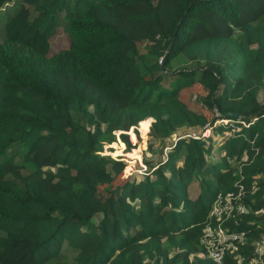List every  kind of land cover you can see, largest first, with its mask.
<instances>
[{"label":"trees","instance_id":"obj_1","mask_svg":"<svg viewBox=\"0 0 264 264\" xmlns=\"http://www.w3.org/2000/svg\"><path fill=\"white\" fill-rule=\"evenodd\" d=\"M61 21L68 46L49 55ZM191 88L197 109L181 99ZM263 89L264 0H19L0 40V264H214L207 211L239 185L245 212L225 227L245 238L222 264H249L264 234ZM228 111L239 117L216 124ZM138 126L222 137H178L124 178ZM114 139L125 162L99 153Z\"/></svg>","mask_w":264,"mask_h":264},{"label":"rangeland","instance_id":"obj_2","mask_svg":"<svg viewBox=\"0 0 264 264\" xmlns=\"http://www.w3.org/2000/svg\"><path fill=\"white\" fill-rule=\"evenodd\" d=\"M18 2L19 0H10L0 5V40L2 38L4 22L7 20L8 16H10L11 13L16 10L18 6ZM67 46H68V37L63 29V22L61 21L59 26L56 27L54 34L49 38L48 54L50 55L54 52H57L60 49L66 48ZM198 93L199 91L196 88L186 89L185 91L181 93V99L184 100L190 107L196 106L195 108L197 109L200 106L199 103H197L196 101L197 96L199 95ZM257 99L260 103H264V89L259 91ZM203 111L204 113L207 112L204 109ZM209 117L210 115L208 114V118ZM210 135L212 136V139L215 141H218L222 137V134L211 132L207 128L206 129L202 128L200 130L191 131V130H188L182 127L176 129L175 132L171 136L163 138V139L149 137L146 133L144 135L140 134L137 140L133 137L131 139V142L134 144V148H136L138 152L135 158H131V161L133 164L132 166L134 167V169L132 170L133 168L132 167L131 170H129L128 174L124 176V178L143 177L145 173H147L148 171V167L145 166L143 161L149 162L150 164L155 166V164L159 160H163L165 158L166 152L168 151V149H170L173 146L176 138L185 137V136L206 137ZM224 136L226 135L224 134ZM214 146H215L214 153H216L215 156H217L221 152L219 151L217 144H214ZM126 151L127 150L125 149L124 144L120 145V143H118V141L114 139V141H112L111 143H108L105 145L103 144L99 153L100 154H109V153L114 154L116 156H111V155L109 156L112 158H120L123 162H125V159L127 158L123 155L120 156L119 154L120 153L124 154L126 153ZM136 169L138 171H136ZM124 178L121 181H123ZM112 187L114 186H110V188ZM197 188H198L197 182H194L189 185L188 191L190 190L191 192L190 194L195 195ZM98 191L102 195L108 194V192L105 191L103 186H101L98 189ZM94 220L96 221V218H94Z\"/></svg>","mask_w":264,"mask_h":264},{"label":"built area","instance_id":"obj_3","mask_svg":"<svg viewBox=\"0 0 264 264\" xmlns=\"http://www.w3.org/2000/svg\"><path fill=\"white\" fill-rule=\"evenodd\" d=\"M226 121L227 119H220L215 123H225ZM141 131V126H138L139 134H141ZM129 136L130 140L134 137L132 133ZM136 171L138 170L136 169ZM240 193L241 185L238 186L236 191H229L224 194L218 193L207 211L208 218L213 222L207 224L202 230L199 244L202 248V254L212 260L214 264H222L225 254L232 250L236 244L244 241V231H235L225 227V223L230 217L245 212V207L240 201ZM249 264H264V234L260 236L259 241L256 243L254 257L250 259Z\"/></svg>","mask_w":264,"mask_h":264},{"label":"water","instance_id":"obj_4","mask_svg":"<svg viewBox=\"0 0 264 264\" xmlns=\"http://www.w3.org/2000/svg\"><path fill=\"white\" fill-rule=\"evenodd\" d=\"M220 116L223 118L229 119V118H238L239 114L235 111H228L225 113H221Z\"/></svg>","mask_w":264,"mask_h":264},{"label":"clouds","instance_id":"obj_5","mask_svg":"<svg viewBox=\"0 0 264 264\" xmlns=\"http://www.w3.org/2000/svg\"><path fill=\"white\" fill-rule=\"evenodd\" d=\"M222 118V117H221ZM223 119H226V118H223ZM217 124V123H216ZM107 155H110V154H107Z\"/></svg>","mask_w":264,"mask_h":264},{"label":"crops","instance_id":"obj_6","mask_svg":"<svg viewBox=\"0 0 264 264\" xmlns=\"http://www.w3.org/2000/svg\"><path fill=\"white\" fill-rule=\"evenodd\" d=\"M204 129H206V128H204Z\"/></svg>","mask_w":264,"mask_h":264}]
</instances>
